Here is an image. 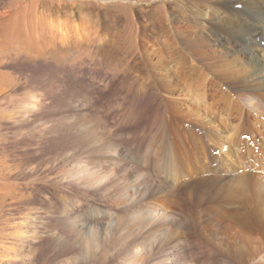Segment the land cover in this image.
Here are the masks:
<instances>
[{
	"label": "rangeland",
	"instance_id": "374dc122",
	"mask_svg": "<svg viewBox=\"0 0 264 264\" xmlns=\"http://www.w3.org/2000/svg\"><path fill=\"white\" fill-rule=\"evenodd\" d=\"M235 1L38 0L39 13L68 23L71 32L93 31L96 22L103 21L102 38L110 43L122 32L125 7L139 45L137 57H129H144L158 80L151 93L171 102L162 119L144 131V122L135 123L128 116L123 97L113 95L118 87H110L106 67H92L83 78L56 75L51 63L39 59L0 65L1 72L16 80L13 90L0 93V161L6 163L0 185L7 188L5 195L0 194V225H7L0 239V264H264V173L260 171L264 113L258 119L249 116L243 127L244 132H252L255 143L245 133L238 141L236 134L226 133L221 135V146L210 145L211 155L208 149L196 148L184 118L195 111L189 107L191 97L203 93L197 82L201 73L223 85V91L207 90L213 108L235 116L233 102L223 93L235 98L254 84L239 64L229 72H217L213 63L208 70L192 62L177 39L195 36L214 45L212 27L217 18L208 17L209 11L223 12ZM5 2L0 0V12ZM224 44L215 46L218 62L230 55L229 44ZM170 58L175 62L170 63ZM160 62L172 66L170 74ZM148 71L126 75L137 87ZM184 73L194 77L192 82L180 78ZM49 79L56 85L47 84ZM137 109L143 114L142 108ZM230 121L237 127V118ZM153 153L172 155L173 175H177L157 170ZM251 153L253 173L248 172ZM80 164L99 171L100 181L82 179ZM194 164L201 171L200 178L193 180ZM8 165L12 168L7 171ZM136 176L141 177L135 183L134 201L130 192L126 198L125 188ZM242 180L249 184L244 193ZM153 204L160 206L162 216L149 225L109 223V216L128 219ZM24 215L29 228L22 236H10ZM84 241L90 243L89 249ZM136 247L142 251L138 261L133 258Z\"/></svg>",
	"mask_w": 264,
	"mask_h": 264
},
{
	"label": "bare ground",
	"instance_id": "6f19581e",
	"mask_svg": "<svg viewBox=\"0 0 264 264\" xmlns=\"http://www.w3.org/2000/svg\"><path fill=\"white\" fill-rule=\"evenodd\" d=\"M6 1L7 2L1 7L0 12V65L8 62V60H11L13 63L17 61L30 63L39 59L43 62L51 63L49 68L56 75L65 76L71 73L74 77L83 78L89 74V70L92 67L96 70L101 67H106L111 77L110 87H112V90L114 87H118L112 91L113 95L122 96L123 100L128 103V116L132 117L135 123L140 121L142 123L144 122L142 130H150L162 119V114L167 112L166 106H170L171 99L166 98L164 102L161 100V96L151 93L150 89L154 86L153 84L157 79H154V74L148 71L147 65L144 64V57L139 54L138 59L130 58L139 50V45L137 44V33L133 30L130 20L127 19L128 17H125V7L121 9V12L125 14L121 16H123L126 21L122 26V32L110 43L109 40L102 38L101 31L106 27L103 21H101V23L97 21L93 31H90L88 28V32H86V29H83V32H71L68 29V23L51 21L46 15L39 13L37 9L38 0ZM239 1L241 0H237L235 3L225 6L223 12L210 9L208 17H210V15H215L217 18V21L214 22L212 27V33L217 38L214 45H210L203 39L195 36H177V39L180 40L183 46V50L187 52L192 62L200 63L208 70H211L209 65L213 63L215 70H218L217 72L222 71V69L223 71L226 70L229 72L230 69H236L237 64H239L245 67L244 70L247 71L249 78L254 82L253 85L249 84L250 88L247 86V90H240L242 93L235 98L228 94L225 96L223 93V98L233 102V107L236 112L235 116L230 111L222 113L218 112L216 108H213L212 103L208 100V95H206L208 93L207 90H209V87L210 89L213 87L214 89L218 88L217 90L223 91L221 87L223 85L220 84L221 82L218 84L210 82L207 74L199 73L200 76L197 77V82L202 88L203 93L200 94V96L195 94L191 97V104L189 107L195 111L184 118L189 121L186 128L192 136L196 148L200 150L205 149V151L208 149L209 151L207 152L210 155L212 153L210 150L211 144L221 146V135L230 132L231 134L234 133L237 135V141L242 138L243 133L251 138L252 132H244L245 129H243V127L245 122H249V116H254L258 119L259 115L264 113V0ZM53 2L54 1H52V3ZM245 4L250 5L243 7ZM115 9L117 8L115 7ZM220 31L223 33L225 32L226 38L220 36ZM224 41L229 44L230 55L225 54V58H221L222 60L218 62V49H215V46H224ZM171 59L172 58H170V60L168 59L170 63L175 62V60ZM182 61L185 62L186 59H182ZM182 64L184 65L185 63L182 62ZM159 66L164 67L167 75L168 73L170 74V70H172L170 67L172 66H165L162 62L159 63ZM173 67L177 68L175 65ZM141 69L148 71L147 78L144 79L142 83H137L138 86L136 87L135 83L129 82L130 79L127 77L126 72H137V70L139 71ZM175 75H177V73ZM191 77L184 73L180 78L184 82L190 83L192 82L189 81ZM47 84L54 86L56 82L55 80L49 79ZM15 86V78L9 73L0 71V93L6 90H13ZM214 89L212 90L214 91ZM225 91L227 90L225 89ZM227 92L230 93L229 91ZM26 95L32 94L28 92ZM137 106L144 110L143 114H141L140 109L136 110ZM232 117L237 118V127L232 125L230 121ZM176 131L177 128H173L176 137L180 138L179 133ZM251 141L255 143V137L251 138ZM260 141L264 144V135ZM245 143L250 145L248 140H246ZM153 155L155 163L152 161V165L154 164L153 166H155L157 170L164 173L167 172L171 176L177 175H173L176 169L174 168L176 167V162L172 155L160 156L156 153H153ZM5 157V153H3L2 158ZM254 157L255 155L253 156V153H251V158H248V167H250L248 172L251 173H253L252 162L255 161ZM226 159L231 162L227 156ZM0 162L1 175L6 163L5 161ZM194 165V169L190 175L193 180L200 178V176H197V173L201 171L199 168L200 165ZM201 167H205V165H201ZM11 168L12 165L6 167L7 171ZM78 170L80 177L85 180L89 179L91 183H97L101 179L99 171L96 169L90 170L80 164ZM260 171L264 173V167L260 169ZM139 177L136 176L133 184L130 186L127 185L125 188L126 198L129 197L128 192L132 193L131 198H134L133 195L136 194L135 183L138 182ZM242 184V192L244 193L246 190H249V184L243 180ZM6 189L5 184L0 185V194L5 195L7 193L5 191ZM230 196L231 198L235 197L234 194H230ZM135 199L136 196L134 201ZM159 208L160 206L158 204H153L152 206L133 212L129 215L128 219L126 217L125 219H121L118 215H114V217L111 218H109V216V223L119 222L122 225L138 224L146 226L155 222L162 216ZM29 223L28 217L26 215L22 216L18 224L19 227L16 228L18 230L15 234H10V236H22L24 230L26 231L29 228ZM6 228L7 225H0V239L1 235L6 232ZM84 247L89 249L90 243L84 241ZM7 249L10 250V248ZM141 254V249L136 247L133 250L134 260L138 261Z\"/></svg>",
	"mask_w": 264,
	"mask_h": 264
}]
</instances>
